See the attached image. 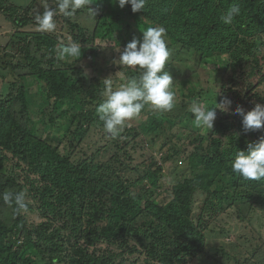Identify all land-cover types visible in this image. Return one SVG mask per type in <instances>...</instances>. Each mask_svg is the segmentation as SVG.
Listing matches in <instances>:
<instances>
[{
    "label": "rangeland",
    "instance_id": "obj_1",
    "mask_svg": "<svg viewBox=\"0 0 264 264\" xmlns=\"http://www.w3.org/2000/svg\"><path fill=\"white\" fill-rule=\"evenodd\" d=\"M168 1L172 5L171 10L166 11L169 20L178 17L175 9H188L181 5L184 0ZM220 1L213 2L211 11L199 12L193 24L189 22V26H176L173 34L182 39H195L203 34L215 21L218 23L219 12H223ZM91 2V7L97 10L94 19L89 17L86 9L77 10L70 18L58 14L54 17L56 30L46 33L37 30L34 17L37 13H42L45 6L54 8L56 0H0V105L13 108L17 121L23 128L33 125L40 139L57 148L59 153L69 156L73 165L82 171L86 170L90 177L95 176L96 181L108 188V191L115 192L120 185L128 186L131 191L142 194V208L150 202L155 205L151 206L150 214L140 216L133 224L129 231L134 233L133 236H130L129 232L126 233L127 236L120 234V238L114 243H102L98 247L101 246L107 256L113 258L115 264H120L122 260L125 264H157V260L153 259L155 253L152 245L158 243L159 239L156 237L153 240L150 237L157 229L154 216L158 210L157 203L170 202L173 188L190 177V173H187L190 157H195L196 154L205 157L215 154L217 144L213 146L214 141H207L214 124L212 129L198 130L193 126L194 117L186 114L172 122L168 121L169 125L163 126L157 132L148 131L147 134L143 131V126L155 111L151 106H147L139 116L126 122L118 138L111 139L97 115L88 117L87 111L94 109L93 106H87L83 110L77 103L78 98L75 103L68 102L63 105L54 97L49 100L47 85L40 81L37 75L30 73L29 63L41 59L47 62L48 50L56 52L60 45L75 41L80 43L82 51L89 55L85 54L79 60L64 61H76L75 67L82 70L79 75L86 83L89 84L92 79L103 81L114 77L119 71L128 76L138 75V69L120 67L116 61L127 43L134 38L142 39L141 30L150 26H163L157 11L165 10L163 2L167 1L147 0L145 8L136 13L132 10L131 13L128 12L130 5L120 8L115 0ZM215 9L216 14H213ZM70 20L79 28L73 27ZM169 23L173 29L171 21ZM181 29L186 33H178ZM236 31L239 37L245 38L248 43L258 39L264 42V38L259 34L248 36L240 28ZM80 33L90 37L94 34L96 37L90 42L78 40L76 37ZM215 36L220 39L224 37L223 33H219L210 38L214 39ZM243 47V44L240 47L238 44L234 45L238 52ZM6 55H11L12 58L5 59ZM255 55L261 57L259 66H264V45L255 50ZM20 56L27 57L28 63L23 65ZM242 56L248 58L247 53ZM204 59L208 61V66ZM7 61L11 63V69L2 67ZM175 64V72L165 69L173 80V91L176 95L174 113H179V109L189 100H195L201 90H215L213 79L222 74L220 70H215L216 66L226 69L223 81L228 86V94L224 97L225 100H219L217 96L208 93L200 99L208 107L230 101V106L216 109L219 117L223 116L222 111L232 117L237 102H241L246 111L252 110L257 104L264 105V80L259 84L261 77L253 74L257 73L258 69L254 59H247L243 69H239L235 66L236 58L231 57L230 52L228 55L212 57L205 55L201 60L196 58V54L184 53L176 59ZM60 67L62 65L57 64V68ZM186 67H189L190 71H186ZM120 83L121 81L116 79L114 86ZM102 91L103 86L96 95H101ZM21 94L24 103L18 99ZM189 96H192V99H189ZM53 107L57 109V113L53 112ZM82 111L83 116L80 118ZM51 117H55L53 123L50 122ZM229 133L242 135L237 128ZM17 137H22L20 130ZM215 138L222 141V148L228 145L226 136ZM3 151L2 155L9 159L4 168L5 172L13 176L16 183L25 185L18 167H24V163L19 157H13L11 151L6 148H3ZM200 169L204 167L200 166ZM230 169L231 167L225 169L223 175L217 178L212 186L213 193L210 191L209 197L202 192H197L194 197L195 218L202 213L207 200L214 205L217 213L206 216V212L205 219L208 222L202 231L204 247L202 252L187 264H264V185L253 188L244 184V187L236 188L235 176L231 174ZM184 171L186 172L183 175ZM153 174L157 178L152 177ZM38 185L39 188H44L46 182L40 181ZM23 191L26 192V201L34 204L29 187ZM0 215L11 217L6 209L0 212ZM26 217L30 223L40 224L45 221L38 210L29 211ZM108 224V221L101 222L98 226Z\"/></svg>",
    "mask_w": 264,
    "mask_h": 264
},
{
    "label": "trees",
    "instance_id": "obj_2",
    "mask_svg": "<svg viewBox=\"0 0 264 264\" xmlns=\"http://www.w3.org/2000/svg\"><path fill=\"white\" fill-rule=\"evenodd\" d=\"M166 1L163 2L165 10H156L163 21V26L167 29V39L169 40L168 47L171 54L166 69L175 72L177 67L175 61L184 53L196 54V58L201 60L205 55L212 57L228 55L230 52L231 57L236 58L235 66L239 69H243L247 59H254L258 64V69H256L257 73L253 74L261 77L259 84L261 80H264V66H259L261 57L255 55V50L260 45H264V42L262 39H258L248 43L245 38L239 37V33L236 31L240 28L242 32H245V35L259 34L261 38H264V0H238L241 14L235 17L231 25L223 24L219 18L233 3V0H221L219 3L223 12H219L218 23L215 21L211 27L205 29L203 34L195 39L192 37L182 39L175 36L174 28L188 25L189 22L193 24L199 12L211 11L215 0H184L181 5L188 9L186 11L175 9L178 17H174L172 20H169L166 14V11L171 10L172 5L168 0ZM155 9L158 8L155 7ZM128 12L131 13V7ZM213 14H216V9ZM170 21L174 26L173 29ZM70 22L73 27L79 28L72 20ZM178 33L186 32L181 29ZM219 33H223V39L216 38V36L214 39L210 38ZM94 37H96L94 34L90 37L85 33H80L76 38L90 42ZM235 44H238L239 47L241 44L244 45L242 49L240 48L241 53L235 50ZM244 53H247L248 58H243ZM85 54L89 55L82 51V56ZM4 58L9 60L12 56L6 55ZM20 58L23 65L29 61L27 57L20 56ZM46 58L47 62L41 59L35 60L29 65L30 73L37 75L39 80L47 85L48 99L54 97L57 102L63 105L68 102L75 103L78 98L77 103L83 110L87 106H93L94 109L87 111L88 117L97 115L96 107L103 98L100 94H96L103 86V81L92 79L89 84L86 83L84 78L79 75L82 70L75 67L76 61L69 63L59 60L56 52L52 50L47 51ZM204 60L208 66V61ZM57 64L62 67L57 68ZM10 66L9 61L2 65L6 69H11ZM185 70H189V67H186ZM215 70L222 72L220 76L213 79L215 90H201L195 100L202 101L200 97L207 93L214 97L217 96L219 100H225L224 97L229 90L223 81L226 69L216 66ZM18 99L24 103L23 94L19 95ZM189 99H192V96H189ZM190 103L191 100L183 105L179 109V113H174L173 110L169 112L153 111L149 116L148 123L143 126V131L147 134L148 131L157 132L163 126L169 125L168 121L172 122L186 114H190L193 118L189 111ZM237 107L244 108V105L237 102L235 110ZM56 111L57 109L53 107V112L57 113ZM222 113V117L216 116L214 127L207 139V141H214L213 146L217 144L215 154L208 155V157L196 154L195 157H190L187 169L190 177L173 188L170 202L157 203L158 210L154 214L157 229L150 236L153 240L156 237L159 239L158 243L152 245L155 253L153 259L157 260V264H187L190 262L189 260L196 258L202 252L204 247L202 231L208 222L205 219V214L208 212L206 216H213L217 211L214 205L207 200L202 213L195 218L193 216L195 195L197 192H202L209 197L210 191L213 193L212 186L217 178L223 175L225 169L231 167V160L234 158L236 150L246 151L249 142H258L264 138V127L245 131L242 126V118L235 111L232 117L224 111ZM82 116L83 111L79 117L82 118ZM54 120L55 117L50 118L51 123ZM193 126L201 130L200 127ZM236 128L242 133L241 136L229 133ZM34 129L33 125L23 128L18 123L17 114L13 108L0 105V195L7 191L20 192L29 187L34 202V204H29V211L38 210L45 220L40 224L30 223L26 217L27 213L15 215L12 210L14 205L10 207L0 198V212L6 209L11 215L9 218L0 215V264H115L113 258L107 256L102 247H98V245L114 243L120 238V234L127 236L126 233L130 231L138 218L150 214L151 206L155 207V205L150 202L149 205L142 208L140 205L144 199L142 194L131 191L128 186L120 185L115 192L109 190L110 193H108V188L96 181L95 176L90 177L86 170L78 169L71 163L69 156L59 153L57 148H53L46 141L40 139ZM19 130L22 137H17ZM215 136H226L228 145L222 148V141L216 139ZM3 148L11 151L13 157H19L24 163V167L20 165L18 167L24 179L21 176L19 178L23 179L25 185L16 183L13 176L5 172L4 168L9 159L2 155ZM200 166H203L204 169H200ZM230 170L231 174L235 176L234 186L236 188L240 189V187H244V184L253 186V188L264 185V179L248 181L234 173L232 169ZM185 172L182 174L184 175ZM15 175H17V171ZM154 177L157 178V176ZM40 181L46 182L44 188H39ZM154 182L156 183V180ZM107 221L109 222L108 226H98L101 222ZM129 235L133 236L134 233L129 232ZM120 264L125 263L122 260Z\"/></svg>",
    "mask_w": 264,
    "mask_h": 264
},
{
    "label": "clouds",
    "instance_id": "obj_3",
    "mask_svg": "<svg viewBox=\"0 0 264 264\" xmlns=\"http://www.w3.org/2000/svg\"><path fill=\"white\" fill-rule=\"evenodd\" d=\"M120 8L131 6L133 13L142 11L147 0H115ZM91 0H56L54 8L45 6L42 13L34 17L37 30L51 33L56 30L54 17L62 14L66 18L74 16L77 10L86 9L90 18L94 19L97 10L91 7ZM241 14L238 0L221 14L220 21L231 25L235 17ZM142 31V39H133L120 51L116 63L120 67L138 69V75L128 76L119 71L114 77L103 80L102 102L96 107L98 120L102 122L104 131L111 139H116L127 121L139 116L146 106L157 112H169L175 107L176 95L173 91V80L165 70L170 57L167 43V29L162 25L150 26ZM119 51V49H118ZM59 60H79L82 56L80 43L72 41L60 45L56 51ZM121 83L115 85V80ZM230 101H224L213 107L204 102L193 100L189 111L194 117V124L201 129H212L216 119V109L230 106ZM236 114L242 118L245 131L258 130L264 127V105L257 104L252 110L245 112L237 107ZM231 169L248 181L264 179V138L258 142H249L245 150H236L231 160ZM5 204L12 207L15 215L29 212V203L26 201V192L7 191L0 195Z\"/></svg>",
    "mask_w": 264,
    "mask_h": 264
}]
</instances>
